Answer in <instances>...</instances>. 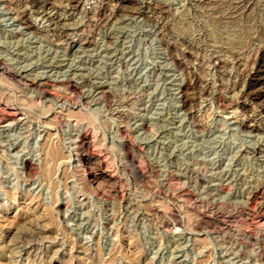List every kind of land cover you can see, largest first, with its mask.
<instances>
[{"label": "rangeland", "instance_id": "rangeland-1", "mask_svg": "<svg viewBox=\"0 0 264 264\" xmlns=\"http://www.w3.org/2000/svg\"><path fill=\"white\" fill-rule=\"evenodd\" d=\"M262 68L264 0H0V264H264Z\"/></svg>", "mask_w": 264, "mask_h": 264}, {"label": "bare ground", "instance_id": "bare-ground-1", "mask_svg": "<svg viewBox=\"0 0 264 264\" xmlns=\"http://www.w3.org/2000/svg\"><path fill=\"white\" fill-rule=\"evenodd\" d=\"M241 2V1H240ZM73 3V2H72ZM257 67V66H256ZM261 68V67H260ZM263 70H264V68H262ZM6 70V69H5ZM257 70H259V69H257ZM0 71H2V70H0ZM7 71V70H6ZM4 72V71H3ZM256 73V72H255ZM256 74H258V73H256ZM263 75V74H262ZM262 75H260V77L257 75L256 77L254 76H252L253 78L251 79V81H254V83H252V84H255V83H263L264 84V76H262ZM30 76V75H29ZM39 77V76H38ZM42 77V76H41ZM31 78V77H30ZM34 78V77H33ZM70 81V80H69ZM42 82V81H41ZM40 82V83H41ZM47 82V81H46ZM51 82V81H50ZM250 82V81H249ZM26 83V82H25ZM39 82H38V84H40ZM45 83V82H44ZM46 85V84H45ZM75 85V84H74ZM99 85V84H98ZM261 85V84H260ZM40 86V85H39ZM76 86V85H75ZM33 87V86H32ZM101 87V86H100ZM256 87V86H255ZM74 89V88H73ZM256 89V88H255ZM259 89V88H258ZM261 89V88H260ZM264 89V88H263ZM248 90V89H247ZM246 90V92H245V94L247 93V95H250V97L251 96H254V97H260V98H264V95H261L260 93H258V91H254V87L252 88V90H250L249 89V91H247ZM96 92V91H95ZM244 92H243V94H244ZM182 102H183V105L184 106H186L187 104H188V101H189V98H188V96H187V94L182 90ZM260 100V99H259ZM231 101V100H230ZM262 101V100H261ZM260 101V102H261ZM256 102V101H255ZM259 102V101H258ZM261 104V103H260ZM181 107V106H180ZM263 107V106H262ZM244 109V108H243ZM263 111H264V109H263ZM9 112V111H8ZM12 113H14V112H12ZM9 114V113H8ZM14 115H15V113H14ZM18 116V115H17ZM13 117V116H12ZM19 118V117H18ZM11 119V116L10 117H7V118H5V119H3V121H5L6 123L7 122H9V120ZM17 119V118H16ZM15 119V120H16ZM264 119V118H263ZM13 123V122H12ZM3 124V123H2ZM11 124V123H10ZM5 125V124H4ZM247 125V124H246ZM6 126V125H5ZM88 130V129H87ZM80 142H82L81 144H83L85 147H89V145L91 144V138H90V135L89 134H87L86 132H84V133H82V134H80ZM50 139V138H49ZM77 139H79V138H77ZM50 141V140H49ZM46 143V142H45ZM51 144V143H50ZM80 144V145H81ZM52 145H53V143H52ZM47 146V145H46ZM82 146V145H81ZM51 148H53V146L51 147ZM262 156V155H261ZM82 159H85V160H89V159H91V160H94V161H100L101 159H100V156L98 155V154H92V155H89V156H84V155H80L79 156V161L81 162V161H83ZM262 163V162H261ZM26 166V165H25ZM82 170V169H81ZM85 170V169H84ZM138 170H139V167H138ZM140 171V170H139ZM141 173V172H140ZM99 175H101V178L102 177H108V179H111L113 182H115L116 181V179L114 178V177H112L110 174H107V172L106 173H104V171H100V174ZM87 177H90V182L91 183H96V180H99L98 179V177H96V173H95V171L93 170V168L92 169H86V172H85V176L83 177L82 176V178H83V181H85V182H87L88 183V181H87ZM103 179V178H102ZM101 182V181H100ZM116 183V182H115ZM113 184V187H111V189L114 191V193L117 191V186H116V184ZM252 185V184H251ZM260 185V184H259ZM257 187H259V186H257ZM95 188H98V184H96L95 185ZM256 188V187H255ZM263 188V187H262ZM260 189V188H259ZM250 190V189H249ZM261 190V189H260ZM252 191V190H251ZM254 191V190H253ZM252 191V192H253ZM250 193V192H249ZM256 192H253L252 193V197L254 198V194H255ZM245 196H248V195H245ZM257 196V195H256ZM249 197V196H248ZM247 197V198H248ZM246 198V199H247ZM250 199V198H249ZM249 199H247V200H249ZM254 200V199H253ZM245 201V200H244ZM263 203H264V200L262 201ZM249 204H251V203H249ZM251 207V206H250ZM257 208V207H256ZM253 210V209H252ZM257 210V209H256ZM260 211V210H259ZM262 220H264V215L263 216H261V222H262ZM260 222V223H261ZM264 222V221H263ZM263 226V225H262ZM254 239V238H253ZM255 240V239H254ZM261 240V239H260ZM262 241V240H261ZM255 253H256V251H255ZM234 256V255H233ZM242 257V256H241ZM260 258V257H259ZM253 259V258H252ZM244 260V259H243ZM246 260V259H245ZM250 261H251V259H250ZM244 262V261H243ZM257 263V262H256ZM258 264V263H257Z\"/></svg>", "mask_w": 264, "mask_h": 264}]
</instances>
